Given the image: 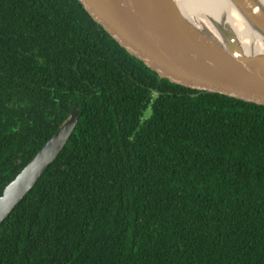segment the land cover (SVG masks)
<instances>
[{"label": "trees", "instance_id": "trees-1", "mask_svg": "<svg viewBox=\"0 0 264 264\" xmlns=\"http://www.w3.org/2000/svg\"><path fill=\"white\" fill-rule=\"evenodd\" d=\"M72 109L0 264H264V106L160 76L79 0H0V195Z\"/></svg>", "mask_w": 264, "mask_h": 264}, {"label": "water", "instance_id": "water-1", "mask_svg": "<svg viewBox=\"0 0 264 264\" xmlns=\"http://www.w3.org/2000/svg\"><path fill=\"white\" fill-rule=\"evenodd\" d=\"M83 8L125 48L168 80L264 106V53L246 54L236 35L215 23L220 40L196 26L203 20L183 7L187 0H79ZM194 1V0H189ZM264 42V9L256 0H228ZM210 11L224 17L209 0ZM256 44H261L256 40ZM252 47L251 49H255ZM77 111L41 146L2 190L0 224L36 184L72 135Z\"/></svg>", "mask_w": 264, "mask_h": 264}, {"label": "bare ground", "instance_id": "bare-ground-1", "mask_svg": "<svg viewBox=\"0 0 264 264\" xmlns=\"http://www.w3.org/2000/svg\"><path fill=\"white\" fill-rule=\"evenodd\" d=\"M256 1L264 9V0ZM216 2L218 5L222 6L223 9L221 12L225 11L224 17H220V13L214 10H209V0H187L183 2V7L188 9L189 12H194L193 17L197 14V18L203 20L204 23L201 24L194 19H192V22L202 30L213 35L217 40H220V37L217 34L215 23L219 22L221 25L228 27L237 36V40L239 38L244 41L243 43L239 42V46L244 53H264V42L257 33H255V30L248 26L244 17L238 14L239 12L233 5L228 0H216ZM256 40H260L261 44L254 45ZM253 46L256 47L254 50L251 49Z\"/></svg>", "mask_w": 264, "mask_h": 264}, {"label": "rangeland", "instance_id": "rangeland-1", "mask_svg": "<svg viewBox=\"0 0 264 264\" xmlns=\"http://www.w3.org/2000/svg\"><path fill=\"white\" fill-rule=\"evenodd\" d=\"M147 114H148V112H147Z\"/></svg>", "mask_w": 264, "mask_h": 264}]
</instances>
